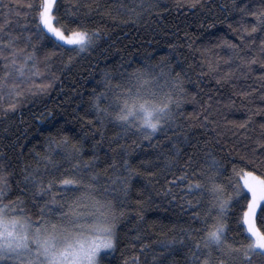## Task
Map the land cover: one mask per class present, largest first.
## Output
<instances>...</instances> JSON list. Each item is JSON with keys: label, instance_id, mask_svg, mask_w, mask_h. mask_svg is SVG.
<instances>
[{"label": "trees", "instance_id": "1", "mask_svg": "<svg viewBox=\"0 0 264 264\" xmlns=\"http://www.w3.org/2000/svg\"><path fill=\"white\" fill-rule=\"evenodd\" d=\"M8 2L3 0L5 4ZM192 2L56 0L54 16L63 18L65 14L76 13L89 29L98 30L95 46L79 54L54 50L50 43L37 40L35 10L29 16L24 5L36 4L39 0H20L21 15L12 17L13 30L20 36L18 46L30 53L33 51L31 45L36 44L38 67L43 73L42 77H34L36 84L50 80L52 86L43 93L25 90L20 97L0 100V161L6 162L5 170L11 173L8 177L11 187L3 199L7 202L20 197L26 211L38 219L39 208L50 197L47 192L38 193L31 182L25 180L37 165H40L45 185L51 176L58 177L65 170L75 172L77 164L86 182L92 173L98 174L100 185L115 189L105 195L116 200L117 208L124 212L117 224L116 248L103 255L102 264H133L136 257H139V264H153L152 257L164 251L160 241L183 238L187 244L188 238L181 230L189 226L199 228L194 217L204 202L197 204L183 185L168 183L173 180L172 173L179 175L181 171L179 167L164 168V156L175 155L174 145L181 149L177 157L180 165L188 156H194L203 164L205 153L210 152L229 167L230 157L243 153V145L253 147L264 131L260 128L264 115L254 116L247 129L239 127L247 119L248 109L264 107L261 99L264 89L254 92L243 103L241 97H234L235 106H228V97L233 92L251 91L244 85L261 88L258 77L264 68L255 64L253 72L244 77L237 73L230 82L222 79L230 68L235 69L236 61L231 59L233 50L229 44L240 45L242 51H237L241 55L259 53L264 33H254L251 37L245 34L242 41L239 8L246 6L247 10L255 11L264 6V0H199L195 8L191 7ZM149 4L154 7H148ZM3 11L0 8V12ZM254 22L253 16L244 18L249 26ZM30 33L31 40L28 39ZM253 39L254 44L251 43ZM52 51L55 55L45 60V55ZM3 64L0 60V76L4 72ZM137 68L153 75H160L161 68L165 72L171 70L172 75L179 72L186 90L167 130L157 133L151 140H145L138 129H123L110 118L99 119L91 99L94 90L95 93L103 91L100 82L106 72L111 74L113 84H117L124 83ZM164 79L166 77H161L157 83L162 85ZM22 87L26 89L25 85ZM116 92L119 90L114 89L109 95ZM9 103H17L15 110H7ZM209 103L212 115L205 121L204 108ZM110 110H118L115 102ZM64 136L81 149L80 156L69 161L54 154L55 167L49 164L45 173V162L40 157L47 154L49 139ZM128 166L133 170L131 173ZM116 175L129 178L126 194L119 181L111 184L110 178ZM169 187L171 192H168ZM52 190L58 200H71L79 195V192L66 191L57 183ZM101 192L103 188L97 195ZM188 200L192 201L191 206ZM227 223L229 236L233 237L237 227L231 214ZM256 225L264 230L259 214ZM235 240L243 241V236L235 235ZM160 259L166 264H189L190 253L178 244L174 253H165ZM262 259L253 257L255 264H261Z\"/></svg>", "mask_w": 264, "mask_h": 264}, {"label": "snow or ice", "instance_id": "2", "mask_svg": "<svg viewBox=\"0 0 264 264\" xmlns=\"http://www.w3.org/2000/svg\"><path fill=\"white\" fill-rule=\"evenodd\" d=\"M198 2L199 0H193L191 7L195 8ZM55 3L56 0H39V3L24 5L29 16L35 10L33 19L37 21V40L50 43L54 50H67L77 54L91 50L99 39L98 30L89 29L76 13L57 18L53 15ZM148 7L154 5L149 4ZM0 8L4 9L0 12V60L4 61V72L0 76V100L5 97L15 99L22 96L25 90L46 92L52 86L51 81L36 84L34 79L43 76L38 67L36 44L31 45L32 52L25 53L18 46L20 36L15 34L12 27V17L21 15L20 0H9L7 4L0 0ZM239 11L242 13L239 26L242 41L245 34L251 37L254 33H264V6H259L255 11L247 10L245 6L239 8ZM246 16L255 17V22L250 26L244 23ZM28 39L31 40V33ZM251 43L254 44L255 39ZM229 47L233 50L231 59L236 61L235 69L230 68L222 79L230 82L237 73L244 77L253 72L252 65L255 64L264 68V39L260 40L259 53L256 55H241L237 51H242L241 46L237 44H229ZM51 55H55V51L46 54L44 59L48 60ZM68 59L71 62L72 58ZM161 77H166L162 85L157 83ZM258 79L261 82L260 89L252 88L250 84L244 85L251 91L233 92L228 97V106H235L234 97H241L243 103L254 92L264 89V71ZM100 83L103 91L95 93L94 90L91 98L98 118H110L123 129H138L145 140H151L157 133L167 130L166 126L175 118L174 109L180 107L186 91L180 73L172 75L171 70L165 72L163 68L160 69V75L137 68L125 78L124 83L117 84H113L111 74L106 72ZM114 89L119 92L109 95ZM261 99L264 100V91H261ZM113 102L118 109L116 111L110 110ZM17 103H9L7 110H15ZM204 111L207 114L203 119L208 121L212 115V105L209 103ZM248 113L247 119L239 125L240 128L247 129L253 123L254 116L264 115V107L248 109ZM260 128L264 130V123L260 124ZM173 147L175 155L164 156V168L170 170L179 167L181 171L179 175L172 173L173 180L168 183L183 185L194 196L197 204L201 201L204 204L194 217L199 228L189 226L181 230L189 243L186 244L183 238L160 241L164 251L152 257L153 264H166L160 257L165 253H174L178 244L188 249L189 264H255L254 256L264 258V230L256 225L258 214L261 224H264V131L254 141L253 147L243 145V153L230 157L229 167L210 152L205 153L203 164L194 156H188L183 165H180L177 157L180 156L181 149L177 145ZM54 154L71 161L80 156L81 149L66 136L60 139L50 138L47 154L40 157L45 162V173L49 164L55 167L52 160ZM125 164L127 165V161ZM74 167L75 172L65 170L58 177L51 176L47 185L44 183V176L40 174V165L25 176V180L30 181L38 193L47 192L50 197L39 208L38 219H34L26 211L20 197L14 201H4L3 198L11 187L8 180L11 173L5 170L6 162L0 161V264H102L103 255L116 248L117 224L124 212L117 208L116 200L105 195L115 189L100 185L96 173H92L86 182L79 165ZM127 170L129 173L133 171L130 166ZM25 172H28L27 168ZM225 172L228 173L227 176L224 175ZM128 180V177L119 175L114 179L110 178L111 184L119 181L123 185L121 190L125 194ZM54 183L62 185L66 191L79 192V195L71 200H58L52 190ZM100 188H103V192L97 195ZM168 192H171V187ZM187 203L192 205L191 200ZM52 205L57 207L53 208ZM65 207L67 211H64ZM229 214L237 227L233 237L229 236ZM53 216L57 218L53 219ZM235 235H242L243 241L237 242ZM133 264H139V257L134 259ZM261 264H264V259Z\"/></svg>", "mask_w": 264, "mask_h": 264}, {"label": "rangeland", "instance_id": "3", "mask_svg": "<svg viewBox=\"0 0 264 264\" xmlns=\"http://www.w3.org/2000/svg\"><path fill=\"white\" fill-rule=\"evenodd\" d=\"M55 6V5H54ZM54 6H53V10H54Z\"/></svg>", "mask_w": 264, "mask_h": 264}]
</instances>
